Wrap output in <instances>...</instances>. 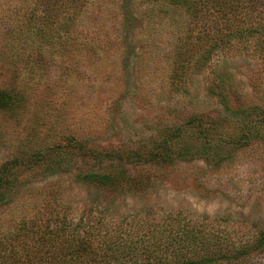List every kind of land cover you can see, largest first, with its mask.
I'll return each instance as SVG.
<instances>
[{"label":"trees","instance_id":"16d2710c","mask_svg":"<svg viewBox=\"0 0 264 264\" xmlns=\"http://www.w3.org/2000/svg\"><path fill=\"white\" fill-rule=\"evenodd\" d=\"M25 1V5L14 7L15 14L22 12V17L7 19L0 31V47L5 51L0 57V75L9 77L0 86V111L10 112L18 123L31 113L33 133L41 140L69 132L70 144L85 164L94 160L99 168L62 169L89 188L81 204L61 200L57 205L53 201L52 206L36 207L34 198L23 203L32 187H22L19 179L40 166L43 172H57L72 151L57 144L33 145L37 141L29 136L14 146L0 163V205L14 203L13 196L20 190L22 210L16 224L0 232V264H264V222H249L251 231L245 233L227 228L232 219L229 214L206 216L186 206L164 209L151 205L118 212L114 209L117 203H102L97 195H88L95 193L93 189L119 192L138 188V181L122 165L123 158L137 157V151L122 155L93 147L87 152L73 126L66 129V110L55 97L74 85V75L92 71L81 57L107 53V40L86 37L79 29L85 27L83 20L90 14L87 7L97 0ZM98 1L118 10L124 67L142 64L143 55L135 42L153 39L159 26L167 29L176 42L166 54L170 61L167 79L178 96L193 98L188 87L192 76L202 71L214 53L229 51L234 43L251 47L252 54L264 61V0ZM154 22L158 27H152ZM37 72L39 77L34 76ZM89 77L94 82L93 73ZM227 81L224 75L221 87L227 89ZM218 94L215 89L205 90L207 98L217 97L246 125L235 135L236 140L258 135L264 139V100L232 110L226 106L227 95L220 98ZM185 129L174 127L172 133L164 132L149 151V158L170 160L174 155L168 151L170 140L175 145ZM199 131L205 138L210 135L209 127L201 126Z\"/></svg>","mask_w":264,"mask_h":264},{"label":"rangeland","instance_id":"374dc122","mask_svg":"<svg viewBox=\"0 0 264 264\" xmlns=\"http://www.w3.org/2000/svg\"><path fill=\"white\" fill-rule=\"evenodd\" d=\"M26 3L25 0H0V31L7 19L22 17V12L15 14L14 7ZM87 8L90 14L85 16V27L81 25L80 32L86 37L107 40V53L98 50L97 57L89 54L86 58L81 57V62L92 71L74 75V85L68 91L63 89L65 94H55L58 104L63 102L67 113L63 122L66 129L73 126L87 152L94 147L114 150L122 155H128V151L138 153L137 157L122 160L127 174L138 181L136 190L93 189L96 194L91 192L88 195H97L98 201H104L102 203H117L114 209L118 212L148 205L164 209L186 206L206 216L229 214L232 219L227 228L234 227L245 233L251 228L249 222L262 224L264 139L258 135L236 140L235 135L246 128L243 119L227 110L217 97L205 96V90L210 88L217 94L221 93L218 94L220 98L227 95L226 106L230 105L232 110L238 105L246 107L251 103H261L264 100L262 58L252 54L251 47L234 43L229 51L214 53L202 71L192 76V84L188 87L193 98L178 96L167 79L170 61L166 54L176 43L167 29L159 26V33L153 39L135 42V47L143 55L142 64L124 67L119 52L117 8L102 5L98 0ZM154 26L158 27V23H152ZM25 53L30 55L28 50ZM3 55L5 51L0 47V57ZM91 73L94 82L90 80ZM40 74L37 72L34 76L39 77ZM224 75L228 77L227 89L221 87ZM8 78L7 74L0 75V86L7 83ZM9 113L0 111V163L14 146L23 143L26 136L37 141L33 145L57 144L72 151L70 157L64 158L63 168L55 173L43 172L40 166V170L22 175L19 179L22 187H32L23 203L34 198L36 207L46 203L53 205V201L57 205L61 200L81 204L89 188L62 169L96 170L99 166L94 160L89 165L85 164L78 150L71 146L69 132L58 133L49 141L41 140L39 134L33 133L31 113L22 117L19 123ZM201 126L209 127L210 135L206 138L199 131ZM174 127L187 130L181 132L183 137L175 145L170 140L168 151L174 154L172 158L165 162L149 158V151L161 135L172 133ZM40 165L44 166V163ZM21 193L19 190L14 194V203L0 205V232L16 224L20 214L17 215L22 210L18 199Z\"/></svg>","mask_w":264,"mask_h":264}]
</instances>
